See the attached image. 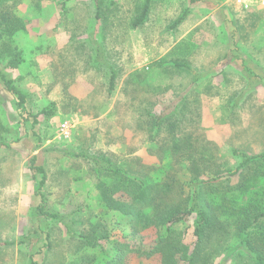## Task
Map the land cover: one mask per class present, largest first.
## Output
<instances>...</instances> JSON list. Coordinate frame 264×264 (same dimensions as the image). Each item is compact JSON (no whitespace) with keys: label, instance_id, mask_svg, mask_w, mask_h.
Segmentation results:
<instances>
[{"label":"rangeland","instance_id":"rangeland-1","mask_svg":"<svg viewBox=\"0 0 264 264\" xmlns=\"http://www.w3.org/2000/svg\"><path fill=\"white\" fill-rule=\"evenodd\" d=\"M247 2L0 0V69L39 115L34 123L19 114L0 83V241L41 225L31 244L0 246V264H105L117 243L130 245L128 264H162L160 252L147 256L157 240L147 220L159 202L187 211L195 185L222 224L201 241L196 214L172 225L175 264H257L248 244L264 253V227L247 228L248 238L242 229L264 212V159L232 174L241 163L235 150L264 153V4ZM146 4L147 19L133 26ZM181 58L190 69L173 64ZM75 153L111 157L123 180ZM33 157L46 170L43 189ZM142 181L147 203L125 188L137 193ZM41 202L75 211L84 238L69 236L61 221L33 219Z\"/></svg>","mask_w":264,"mask_h":264},{"label":"trees","instance_id":"trees-1","mask_svg":"<svg viewBox=\"0 0 264 264\" xmlns=\"http://www.w3.org/2000/svg\"><path fill=\"white\" fill-rule=\"evenodd\" d=\"M189 1L191 4H194L199 0H189ZM147 15H148V4L144 6L142 14L134 21L133 26L142 25L147 19ZM97 16L98 17L100 16L99 10ZM181 46L182 45H177V48H180ZM187 53H188V49L184 48L181 54L182 56H185ZM181 60H183V58L173 61V64L176 67L190 69L189 65ZM199 78L200 75L195 73L194 81L196 82ZM114 80H115V72H113L112 74L111 83H113ZM0 83L3 84L4 88L15 97L17 101V109L19 114L26 113L27 114L26 119H28L31 116L33 118V122L37 123L39 115L32 114L31 112H27L28 95L16 84L15 80L11 78L7 73H5L2 69H0ZM41 114L52 115L53 112L51 110H43ZM234 154L241 158V163L232 173L233 175L237 174L244 166L248 165L252 161L264 159V153L249 155L245 152L235 150ZM74 155L90 159L91 161L94 162L97 169L103 171L104 173H106V175L112 177L113 180L117 179L122 181L124 178L125 175L124 171L120 167L116 166V164L113 162L111 157H105L102 155H90L87 153H75ZM36 161H37V157H33L30 160L29 168L31 169L33 175L36 174L42 175V179L40 181L39 186L40 188L43 189V187L47 182V174L45 168L42 165H37ZM144 183L145 181L141 182L142 189H140V191L139 188L136 189L137 193L132 191L131 189L132 186L125 187L126 190L133 195V198L136 200V202L147 203L148 200L151 201L153 199V197L152 198L150 197L151 200L148 199V196L150 194V191L148 190L151 189L150 187H148V185L143 186L145 185ZM143 187H148V188L144 189ZM193 192L195 193V195L193 196V198H191L190 206L188 207L189 209L187 211H183L182 209L183 205L181 204L179 205L176 204L172 206L170 205L164 206L162 202L155 204L153 208L155 212L153 213V217L147 220V225L154 224L157 227V240L154 243L152 249H150L149 253H147V256H151L153 254L160 252L163 258L162 264H175L176 263L175 255L179 251V247H178L179 245H176L171 242V236H172L171 226L184 220L186 216L189 214L194 213L198 216V223L195 229V234L198 236V240L200 241L203 238V234L205 233V231H207L210 227H212L213 225L219 222V220H217L216 214L213 212L211 207L208 204L204 203L203 195L202 193H200L201 189H198L197 186L195 185ZM42 198L44 199L43 195ZM108 202H110V205L113 208L119 209L124 214L130 213V209H129L130 206H128L126 202H121L117 199H111ZM75 214H76L75 211H72L68 214L66 213L64 214L50 210L47 208V205L44 202H41L39 205H37L34 208V213L32 215V218L37 219L39 221H47V220L61 221L64 224V227L66 228L67 234L69 236L74 238L76 237L84 238L82 237L84 234L82 232L77 231V229L75 228L76 225V220L74 219ZM263 218H264V212L255 215L252 221H250L246 225V228L242 229L243 237L248 238L249 233L246 230L247 228H251L253 230L263 228L264 223L261 224V219ZM256 221L260 222V224H257ZM218 224L221 225L222 223L219 222ZM36 227L38 228H34V230L30 232L28 235H23L18 241L16 240L0 241V246L15 245L17 243L31 244L34 239L38 238L36 234H41V232L39 231L41 225H38ZM163 229L164 232L162 231ZM256 231L259 232L260 230H256ZM87 237L89 238L88 234ZM87 237H85V240L88 245L91 246L97 245V242L92 241L90 238L88 239ZM117 244L119 245L117 252L111 258V260L107 261L105 264H128L126 262V257L124 254L126 253L125 251L130 245L123 243H117ZM248 245L251 248L250 250L251 256L252 258L253 257L255 258L257 264H264V253L262 254L259 253V251H256V247L252 246L251 243H249ZM99 246L102 247V245ZM102 249L104 248L102 247ZM104 252L107 253L108 255L110 254L108 250L104 249ZM31 258H33V256H31ZM91 263L92 262H90L89 264ZM31 264H39V263L37 261L32 260Z\"/></svg>","mask_w":264,"mask_h":264},{"label":"built area","instance_id":"built-area-1","mask_svg":"<svg viewBox=\"0 0 264 264\" xmlns=\"http://www.w3.org/2000/svg\"><path fill=\"white\" fill-rule=\"evenodd\" d=\"M241 4H244L246 8L249 7V3L247 0H238ZM264 4V0H263ZM61 131L65 137H69L71 133V123L69 121H65L61 124Z\"/></svg>","mask_w":264,"mask_h":264},{"label":"crops","instance_id":"crops-1","mask_svg":"<svg viewBox=\"0 0 264 264\" xmlns=\"http://www.w3.org/2000/svg\"><path fill=\"white\" fill-rule=\"evenodd\" d=\"M201 0H199L198 2H200ZM198 2H196V3H198ZM196 3H194V4H196ZM191 4V3H190ZM193 5V4H192Z\"/></svg>","mask_w":264,"mask_h":264}]
</instances>
